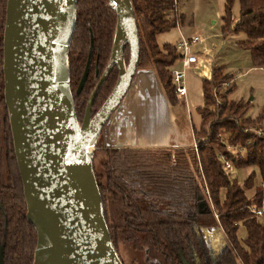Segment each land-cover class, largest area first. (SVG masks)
Instances as JSON below:
<instances>
[{"label": "trees", "instance_id": "trees-1", "mask_svg": "<svg viewBox=\"0 0 264 264\" xmlns=\"http://www.w3.org/2000/svg\"><path fill=\"white\" fill-rule=\"evenodd\" d=\"M139 35L138 69H153L170 103L177 102L171 69L179 61L174 44H164L159 55L156 37L183 21L178 12L181 0H130ZM235 0H225L222 34L243 33L239 47L249 51L253 68L264 69V0H237L239 17L232 21ZM6 0H0V200L15 242L11 264H32L36 232L26 220L22 182L16 165L7 110L3 98L2 37ZM234 22V23H233ZM116 16L107 0H77L76 25L68 51L70 87L79 120L86 102L109 60ZM93 53L88 77L79 94L89 48ZM127 64L129 49L124 50ZM117 71L111 72L93 105L96 112L111 93ZM232 77L222 67L211 69L202 83L203 106L198 108L200 127L194 130L195 150L107 148L102 173L94 169L103 201L106 224L116 252L128 245L144 253L143 264H264V217L250 208H264V117H246L249 103L233 102L223 93ZM94 159V158H93ZM250 168L241 183L224 169ZM257 180V182H256ZM248 192L251 196H248ZM245 231L238 237V229ZM222 240L211 255L213 234ZM16 236V238H15ZM17 254V255H16ZM213 256V257H211ZM121 260V259H120ZM123 263V262H122ZM123 264H138L132 260Z\"/></svg>", "mask_w": 264, "mask_h": 264}, {"label": "water", "instance_id": "water-1", "mask_svg": "<svg viewBox=\"0 0 264 264\" xmlns=\"http://www.w3.org/2000/svg\"><path fill=\"white\" fill-rule=\"evenodd\" d=\"M107 1L116 16L110 56L79 120L68 61L77 0H6L4 102L25 217L37 237L32 264H123L109 235L93 158L138 69L139 35L131 1ZM91 55L92 47L77 94L87 79ZM114 68L116 83L93 113L94 100Z\"/></svg>", "mask_w": 264, "mask_h": 264}, {"label": "crops", "instance_id": "crops-1", "mask_svg": "<svg viewBox=\"0 0 264 264\" xmlns=\"http://www.w3.org/2000/svg\"><path fill=\"white\" fill-rule=\"evenodd\" d=\"M163 34L156 37L159 46L168 44L160 40ZM181 36L177 30L175 40L169 44H175ZM198 57L199 62L185 70L186 96L176 97L174 105L153 69H137L128 93L103 129L105 147L177 150L194 146V130L201 124L197 110L203 106L202 83L210 80L211 69L217 67L215 61ZM175 68H181L179 61Z\"/></svg>", "mask_w": 264, "mask_h": 264}, {"label": "rangeland", "instance_id": "rangeland-1", "mask_svg": "<svg viewBox=\"0 0 264 264\" xmlns=\"http://www.w3.org/2000/svg\"><path fill=\"white\" fill-rule=\"evenodd\" d=\"M224 5L225 0H181L178 12L183 15V21L175 29L176 31L171 30L164 33L160 40L172 43L176 38L177 30L184 38L193 36L202 38L203 41L192 47V51L207 60L215 61L214 65L223 68V75L232 77L234 89L227 99L235 103L249 102L246 117L254 120L264 113V69L253 68L249 51L238 46L239 43L246 41L245 34L230 33L227 37L222 34L221 17L224 15ZM231 16L232 21L238 20L239 4L237 0L232 4ZM158 50L157 58H163L166 51L162 46H159ZM231 83L232 81L223 84V93L227 92ZM263 125L261 124V127ZM100 136V145L105 147L103 132ZM193 148L195 149L194 146ZM104 159V151H97L93 159V166L97 173L103 172L102 162ZM250 171V168H234L231 177L241 183L247 178ZM248 196H251L250 192H248ZM244 234V229L239 227L238 237L242 239ZM117 254L123 263L137 260L138 264H143L145 257L144 253H137L128 245H120Z\"/></svg>", "mask_w": 264, "mask_h": 264}, {"label": "built area", "instance_id": "built-area-1", "mask_svg": "<svg viewBox=\"0 0 264 264\" xmlns=\"http://www.w3.org/2000/svg\"><path fill=\"white\" fill-rule=\"evenodd\" d=\"M202 41V38L198 36H193L191 38H184L181 36L174 44L178 54L180 55L179 63L181 68L172 69L170 74L174 86V93L178 98H185L186 96L185 70L199 62V57L195 52L192 51V47L196 46ZM194 147L196 150L197 145L194 144ZM224 169L228 172H232L233 170L231 163L227 160H224ZM250 211L256 216L264 217V208H250Z\"/></svg>", "mask_w": 264, "mask_h": 264}, {"label": "flooded vegetation", "instance_id": "flooded-vegetation-1", "mask_svg": "<svg viewBox=\"0 0 264 264\" xmlns=\"http://www.w3.org/2000/svg\"><path fill=\"white\" fill-rule=\"evenodd\" d=\"M92 47V45L90 46V48ZM90 48H89V52H90ZM2 49H3V46H2ZM89 52H88V55H89ZM92 53H93V48H92ZM3 57V56H2ZM92 57V55H91ZM88 59V57H87ZM125 60V59H124ZM129 60V59H128ZM87 63V61H86ZM90 63H91V59H90ZM128 63V62H127ZM3 64V62H2ZM91 65V64H90ZM106 68V67H105ZM85 69V68H84ZM105 70V69H104ZM103 70V72H104ZM114 70V69H113ZM112 70V71H113ZM89 71H90V67H89ZM111 71V72H112ZM117 71V70H116ZM84 72V71H83ZM102 72V74H103ZM110 72V74H111ZM3 73V72H2ZM89 74V72H88ZM101 74V76H102ZM109 74V75H110ZM83 75V74H82ZM100 76V78H101ZM117 76H118V72H117ZM88 77V76H87ZM109 77V76H108ZM107 77V78H108ZM99 78V80H100ZM81 80V79H80ZM98 80V81H99ZM107 80V79H106ZM105 83V82H104ZM116 83V82H115ZM85 84V83H84ZM97 84V83H96ZM3 86H4V80H3ZM102 87V86H101ZM95 88V87H94ZM94 90V89H93ZM91 94V93H90ZM90 96V95H89ZM3 98H4V89H3ZM89 98V97H88ZM5 104V102H4ZM94 105V104H93ZM6 107V106H5ZM7 110V109H6ZM84 114V112H83ZM82 114V116H83ZM8 116V114H7ZM82 118V117H81ZM8 124H9V119H8ZM9 129H10V125H9ZM10 133H11V130H10ZM11 138H12V135H11ZM12 144H13V141H12ZM14 149V148H13ZM15 156V155H14ZM16 159V158H15ZM17 165V164H16ZM18 168V167H17ZM1 173H3L4 171V167L2 166L1 168ZM26 216V215H25ZM213 240L211 241V255L215 254L216 251L221 247V245L223 244L222 243V240L220 238V236L218 234H213ZM16 238V236H15ZM15 242V239L13 237V230L12 228H7V223H6V219H5V216H4V212H3V206H2V202L0 200V264H11V259H10V256L12 257V255H14L13 253L10 252L9 248L11 247V244L13 245V243ZM17 255V254H16ZM213 257V256H211Z\"/></svg>", "mask_w": 264, "mask_h": 264}]
</instances>
